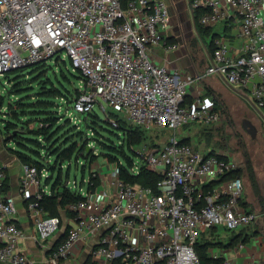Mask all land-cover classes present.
Listing matches in <instances>:
<instances>
[{"label":"built area","instance_id":"1","mask_svg":"<svg viewBox=\"0 0 264 264\" xmlns=\"http://www.w3.org/2000/svg\"><path fill=\"white\" fill-rule=\"evenodd\" d=\"M188 3L192 13L200 12L199 26L221 29L213 33L208 66L195 76L155 57L158 48L167 52L178 47L166 34L171 16L164 0H130L124 7L120 0H0V77L36 63L52 66L68 60L82 83L75 112H91L106 103L136 127L176 132L184 125L212 126L222 119L212 100L197 96L186 101L193 83L216 75L247 93L264 119V0ZM232 29L237 49L229 42ZM8 85L4 80L0 94ZM136 153L129 173L136 175L141 167L154 172L156 191L123 180L118 169L110 175L113 188L105 202L95 198L96 190L75 187L83 197L67 206L75 213V225L51 248L49 259H65L82 238L105 231L92 255L120 264H234L218 250L208 252L204 263L196 249L206 232H232L257 220L255 212L242 206L243 181L233 174L239 169L233 154L202 152L176 136ZM44 172L22 164L18 190L39 242L61 224L40 208L43 194L49 193L41 187ZM5 182L0 167V262L29 264L19 245L24 232L15 222V196L6 191ZM135 236L139 242L133 241ZM244 264L264 260L251 252Z\"/></svg>","mask_w":264,"mask_h":264},{"label":"rangeland","instance_id":"2","mask_svg":"<svg viewBox=\"0 0 264 264\" xmlns=\"http://www.w3.org/2000/svg\"><path fill=\"white\" fill-rule=\"evenodd\" d=\"M177 1L178 3H173V14H170L171 24L176 22L175 30L178 33L180 32L182 38H185L187 41L186 46L188 52H190V60L194 62L195 60L196 62L201 61V63H199L198 71H203L206 67L205 60L207 57L205 47L210 42L211 34L204 33L203 31L199 34L197 31H194L187 9H185L187 10L186 13H188L187 22L185 19H182L183 12L185 11L182 7H185L186 5L183 2L179 3V0ZM179 4L180 7L182 6V9L179 7ZM173 16H175V18L172 20ZM212 31L213 33L220 32V26L214 27ZM66 63L70 68L68 60ZM62 67L65 70V66L63 65ZM52 68H57V71L59 70L58 65H56V67L53 66ZM57 71L56 74L58 76L59 73ZM30 72V69H27L26 71L21 72L18 76L12 74L13 76L10 75L7 78L5 76L0 77L1 90L3 89L2 83L4 80L7 79L9 84V87L5 86L6 90L3 93V97H0V139L2 143L9 144L7 148L8 152H12L11 150L16 148L15 143L10 141L11 138L16 135V132L23 136H28L30 132L29 130H36L38 128L37 123L34 121L37 120L35 119V116L25 117L24 120H32V122L24 125L18 124L16 132L13 130L7 132L4 130V124L2 123V120L7 118L5 117L4 112L8 111V104L13 103L16 99L20 98L17 95L10 94L9 91V89L16 83L14 78L19 80L21 88L24 91L21 96H26V94H28L29 96H32L30 99L31 101L36 99L33 95L40 89V86L38 81H34V75H31ZM74 74L78 76L76 72ZM50 76H54L52 70L50 71ZM80 79L77 77H71L68 78L66 82L63 81L64 86L70 91V93H68L69 96L55 100V103L57 104L56 110L59 116H62L59 122L62 123L64 119H69L71 124L76 125L77 131H81L83 137L88 138V145L85 154L92 151L94 157L92 163H90V161H83L82 158H79L78 160L72 159L70 164H63L62 172L67 169L69 173V181L67 185L70 188L74 190L79 184H85L89 173L95 172L98 176L99 172H103L104 174L106 171L110 170L111 164L116 165V163L109 160V156L107 155L108 150L104 149L101 145L102 142L115 146L121 150L123 149L124 152L133 158V161H137V155L135 156V154L129 149V142L126 140L123 132L114 129L113 127L116 128V126H113L108 118L121 119V124L125 128L130 130H137V128H139L140 130H138L141 131V142L133 145V150L135 152L145 153L153 145L164 144L173 136H176L179 139L185 137L193 146L199 148V150L204 151L206 149H212L216 152H231L238 165L239 175L243 180L244 195L248 201V208L257 214L256 223L253 224L252 228L257 227V225H264V119L260 115V112L257 109H254L250 104L247 98V93L242 91V94H239L234 88L230 89L226 84L219 82L217 85L218 87L224 88L222 89V92L224 90V93L208 91V94H212L216 98V105L221 106L222 108V119L218 123L212 126L190 124L182 126L176 132H160L157 129L145 130L141 127L134 126L126 120L123 121L124 118L122 114L106 103L102 104L103 108L97 104L94 107L93 111L101 120L97 124L90 121V118L87 115L75 112L74 93L76 90L75 87L77 88L82 85V83L79 82ZM246 123H250L255 127L256 131L254 135H252L250 127L247 126ZM75 140L79 145L81 144L80 139ZM81 146L82 145H80V147ZM32 158L37 159L36 156H33ZM117 159L120 163H124L120 156ZM46 175L47 174L44 172V176L42 177L44 185ZM45 190L49 191V186H46ZM57 190L60 191L61 187L59 186ZM222 231L223 230L220 228L217 229L218 234H222ZM210 233L211 232L209 231L203 234L200 243L211 242V238H216ZM259 233L264 237V230ZM220 238H223V236L221 235Z\"/></svg>","mask_w":264,"mask_h":264},{"label":"trees","instance_id":"3","mask_svg":"<svg viewBox=\"0 0 264 264\" xmlns=\"http://www.w3.org/2000/svg\"><path fill=\"white\" fill-rule=\"evenodd\" d=\"M128 1L130 0H120L123 7L126 6ZM199 13V11L193 13L196 30L199 34L202 31L208 33L209 29L202 28L198 25L197 19ZM211 50L212 42L210 44L208 43V52L210 53ZM56 65H58V71L57 68H52L53 66L56 67ZM56 65L48 66L44 63H36L28 67L8 71L5 74L6 78L12 74L18 76L21 72L30 69V74L34 75L33 79L34 81H38L40 89L33 95L36 99L31 101L30 99L32 96H29L28 94H26V96H21L24 91L21 88L19 80L14 78L16 83L9 89V91L10 94L17 95L20 98L16 99L13 103L8 104V111L4 112V115L7 118H4L2 123L4 124V130L7 132L11 130L16 132L18 124L24 125L32 122V120H24L25 117H36L35 119L37 120L34 121L37 123L38 128L36 130H29L30 132L28 136H23L16 132V135H14L10 141L15 143L17 149L14 148L11 151L20 160L21 164L34 165L39 171L42 169L46 170L47 175L45 177V186H49V193L43 194L42 199L40 200V208L46 213V216L57 217L60 220L61 210H64L67 215L74 218L75 213L67 209V206L83 199L79 193L67 185L69 181V173L67 169L62 172L63 164H70L72 159L78 160L79 158H82L83 161H90V163H92L94 157L92 151L85 154L88 145V138H84L82 132L77 131V126L71 124L69 119H64L62 123L59 122L62 116H59L56 110L57 104L55 103V100L68 97V93H70V91L64 86L63 81L66 82L67 79L71 77H77L80 79L81 76L77 71L76 73L78 76L74 74L75 71H72V69L68 67L66 61H62L61 64L60 62H57ZM63 65L65 66V70L62 67ZM51 70L54 74L53 77L50 76ZM56 71L59 73L60 77L59 75L57 76ZM75 89L74 101L79 95L78 89L76 87ZM0 97H3V93L0 94ZM93 110L91 112H85L83 115H87L90 118V121L97 124L101 120ZM114 120L116 121L117 126L116 128H113L123 132L126 140L129 142V149L136 156L137 153L133 150V145L141 142L142 135L141 131H139L140 129H127L121 124V119ZM75 139L81 140V147ZM182 142L188 143L189 140L184 138L182 139ZM101 145L104 149L108 150L107 155L109 156V160L116 163L120 177L123 180L151 188L154 192L156 191L158 176L154 172L141 167L138 174L131 175L129 169L134 162L133 158L124 152L123 149L121 150L104 142H102ZM214 151L215 150H212L210 153H213ZM33 156H36L37 159L32 158ZM119 156L123 159L124 163L119 162L117 159ZM233 174L239 175V169ZM99 183L98 176L93 172L89 173L88 182L85 184H79L78 186L83 187L84 185L88 191L93 192L96 190ZM59 186L61 187L60 191L57 190ZM69 228L70 227H67V229ZM62 239L63 237L61 240ZM209 244L210 242H198L196 246L204 263L209 259L206 254Z\"/></svg>","mask_w":264,"mask_h":264},{"label":"crops","instance_id":"4","mask_svg":"<svg viewBox=\"0 0 264 264\" xmlns=\"http://www.w3.org/2000/svg\"><path fill=\"white\" fill-rule=\"evenodd\" d=\"M164 1L167 3L169 7L170 14H173L174 12L172 10L174 6L173 3L175 2L178 3V1L177 0H164ZM181 2H183L186 5L185 7L182 6L181 7L184 10L185 9L188 10V13L192 21V27L194 28V31H197L193 13L189 7L188 0H179V3ZM187 10H185L182 15V19L183 20L185 19L186 22L188 17V13H186ZM173 18H175V16L172 17V20ZM175 24L176 22H173L171 24L166 34L168 36L169 42L177 43L178 47L172 51H167V52H165L161 48L156 49L155 51L156 59L160 63L166 64L171 68L179 69L187 75L195 76L198 74H203L205 68L208 66L209 63L208 45L205 47L207 52L206 54L207 57L205 60L206 67L204 68L203 71H198L199 63H201V61L196 62L195 60L194 62L190 60V56H189L190 52H188V48L186 46L187 41L185 38L184 39L182 38L180 32L178 33L175 30L176 29ZM234 33L235 30L232 29L229 33L230 36L229 42L231 43L234 49H237L238 40L233 37ZM208 34H211V39L209 42L210 44L213 36L212 29L208 31ZM219 82L226 84L219 76L216 75H209L203 77L201 81L195 82L190 86L188 90V95L186 97V101L190 103L195 99V97L201 96L204 99L210 101L212 100L214 103H217L216 98L212 94H208V91H212V92L216 91L217 93H224V90L222 92V89L224 88L218 87L217 85ZM237 93H239L238 90ZM216 108L222 110L221 106L216 105ZM184 138L185 137L180 138V140L182 141V139ZM188 143L191 144L190 141ZM8 145H9L8 143H2L0 139V166L4 168L6 173L5 189L7 192H10L15 196L16 208H17L15 222L24 232V238L20 241L19 245L21 250L24 253H26L31 259V263L29 264H120L118 260L111 261L105 259L104 257H94L92 255V250L98 246V242H99L98 240L101 235H104L106 233L105 231L91 238H87V239L82 238L79 242H77L74 245L69 257L67 258L57 262H53L49 259L51 248L56 246L62 237L64 238L65 232L67 231V227H72L75 225L74 218L67 215L64 210H61L60 211L61 227L59 228V230L55 232L45 242H39L38 240L35 239V237L37 236V232L33 222L31 221L27 213L26 201L21 198L18 192L20 186V177L22 175V164L20 160L12 152L7 151ZM196 149L199 150V148ZM200 151L202 152L206 151V153H208V152H212V149H206L204 151L203 150ZM115 169H117V166L111 164L110 170L106 171L104 174L103 172L102 173L99 172L98 178L100 183L96 188V195H95V198L98 201L105 202L107 198L111 195L113 185L111 183L112 178L110 175ZM41 187L43 189H46V186L43 184V182H41ZM104 193H106V195ZM241 203L244 209L250 210L248 208L249 206L248 201L244 195V184H243V198L241 200ZM254 223H256V221ZM253 224H251L248 227L241 228L232 232L221 229L223 230L222 234H218L217 230L210 231L211 232L210 234L214 235L216 238L214 237L211 238L210 240L211 242L209 244L206 254L212 250H216V251L218 250L221 251L223 254H225L226 257L229 260H231L234 264H244L248 260V256L251 252H257L264 260V237L262 234L259 233L264 230L263 229L264 225L263 224L261 226L257 225V227L252 228ZM221 235L223 236V238H220ZM133 241L139 242L138 237L135 236ZM0 264H7V263L0 262Z\"/></svg>","mask_w":264,"mask_h":264},{"label":"water","instance_id":"5","mask_svg":"<svg viewBox=\"0 0 264 264\" xmlns=\"http://www.w3.org/2000/svg\"><path fill=\"white\" fill-rule=\"evenodd\" d=\"M246 125L250 127V131H251L252 135H254L255 131H256L255 127L250 123H246Z\"/></svg>","mask_w":264,"mask_h":264}]
</instances>
